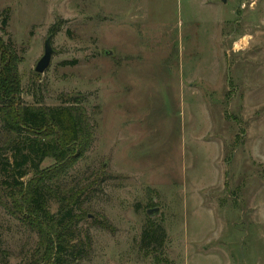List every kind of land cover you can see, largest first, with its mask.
<instances>
[{
	"label": "rangeland",
	"instance_id": "obj_1",
	"mask_svg": "<svg viewBox=\"0 0 264 264\" xmlns=\"http://www.w3.org/2000/svg\"><path fill=\"white\" fill-rule=\"evenodd\" d=\"M5 13L20 101L85 99L93 141L63 178L87 190L81 264H155L140 247L152 208L172 264H264V0H0ZM35 241L0 207L9 263Z\"/></svg>",
	"mask_w": 264,
	"mask_h": 264
},
{
	"label": "trees",
	"instance_id": "obj_2",
	"mask_svg": "<svg viewBox=\"0 0 264 264\" xmlns=\"http://www.w3.org/2000/svg\"><path fill=\"white\" fill-rule=\"evenodd\" d=\"M6 20L5 13L2 30ZM19 62L10 42L0 36V207L36 235L31 248L22 246L16 253L21 259L17 264H81L90 248L87 230L78 226L87 190L81 178L69 184L63 178L93 141V127L82 107L85 99L70 93L62 94L61 104L54 107L23 104ZM45 159H52L55 166L43 168ZM51 200L57 203L56 212L50 211ZM160 229L148 218L140 247L154 256L155 264H172L159 251L164 243ZM9 255L10 251L0 250V264H15L6 259Z\"/></svg>",
	"mask_w": 264,
	"mask_h": 264
},
{
	"label": "water",
	"instance_id": "obj_3",
	"mask_svg": "<svg viewBox=\"0 0 264 264\" xmlns=\"http://www.w3.org/2000/svg\"><path fill=\"white\" fill-rule=\"evenodd\" d=\"M50 35L46 37V40L44 41L43 44V55L40 57V59L37 61V64L34 67V70L36 73H43L46 68L49 66L51 57L53 55L51 45H50ZM105 54H111L109 51H104ZM159 209L158 208H152L146 211V215L148 218H150L152 213H158Z\"/></svg>",
	"mask_w": 264,
	"mask_h": 264
}]
</instances>
